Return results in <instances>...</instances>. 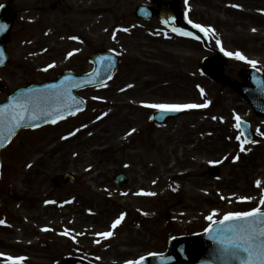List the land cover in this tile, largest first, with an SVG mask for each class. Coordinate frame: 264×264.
<instances>
[{
    "label": "rangeland",
    "instance_id": "374dc122",
    "mask_svg": "<svg viewBox=\"0 0 264 264\" xmlns=\"http://www.w3.org/2000/svg\"><path fill=\"white\" fill-rule=\"evenodd\" d=\"M8 1L0 0V5ZM140 1L16 0L22 13L9 36V61L0 70V103L28 82H42L67 69L90 70V56L98 50L116 49L121 63L105 87L79 92L88 102L82 113L22 130L4 150L3 249L22 243L32 249H59L62 263L65 256L78 254L102 264H121L168 251L172 236L203 230L213 212L217 219L259 206L264 195V117L254 115L234 95L217 103L215 85L198 74L201 57L208 52L177 51L175 46L182 42L170 36L167 27L135 16ZM205 1L192 0L193 18L209 22L226 51L243 48L241 54L264 69V29L256 28L264 20L263 0H217L211 8L204 6ZM31 15L38 22L27 21ZM119 28L129 31L117 32ZM49 64L54 67L41 70ZM247 65L241 61L236 69ZM195 83L204 89L203 97ZM186 101L216 104L197 117L172 119L163 127L154 125L151 109L142 106ZM236 110L253 119L262 133L244 146V152L235 138L240 131L232 124ZM100 116L103 119H97ZM188 123L203 128L202 148L194 154L187 153L194 148L182 143L194 134L184 129ZM77 128L81 131L71 136ZM132 129L136 131L128 135ZM236 156L239 159L233 162ZM212 163L221 166L219 177L207 175ZM122 170L130 175L128 185L114 182V175ZM65 173L75 176L72 186L62 181ZM55 177L61 179L60 186L52 183ZM141 191L156 195L134 194ZM242 198L248 202H241ZM122 213L124 225L111 229ZM44 227L52 231H41ZM64 229L69 235H60ZM105 231L113 235L107 239L99 235ZM12 238L17 241L11 242Z\"/></svg>",
    "mask_w": 264,
    "mask_h": 264
},
{
    "label": "snow or ice",
    "instance_id": "6c2138e0",
    "mask_svg": "<svg viewBox=\"0 0 264 264\" xmlns=\"http://www.w3.org/2000/svg\"><path fill=\"white\" fill-rule=\"evenodd\" d=\"M187 4V0H185ZM2 7V6H0ZM230 7H239L236 4L230 5ZM185 18L187 19V13H185ZM168 24L169 21H164ZM192 28L198 29L199 32L204 33L206 36L209 34L215 35V32L210 27H202L200 24L193 23L188 20ZM4 25H0V31L4 30ZM117 32H128V28L116 29ZM173 32L178 35L191 37L192 39H199L198 36L194 35L192 32L184 31L183 29L173 27ZM255 31V29H253ZM70 39H77L76 37H70ZM113 39H115V34H113ZM216 45L220 46L221 41L216 40ZM46 51V50H45ZM221 51L225 56L234 57L236 60L244 61L250 64L253 68L256 67V61L248 60L240 52H229L225 51L221 47ZM73 53H68V56H72ZM108 61L106 69H110L113 65V61L110 57H100V63ZM54 67L53 64H49L47 67L41 69L47 72L49 68ZM100 76V72L96 69L90 74V78L85 81V83L92 84L95 82L96 78ZM112 77L109 75L108 79ZM81 82L71 80L69 77H65L61 80L59 84H50L43 89H31L27 92H20L18 95L12 96L8 99L7 103H4L0 107V148L4 147L5 142L9 141L14 135L17 129L22 127H39V123H34L42 118L50 124H55L59 120H63L67 116L75 115L78 111H81L80 104L82 101L78 100L75 96L71 94L72 88H79ZM106 84L101 81L100 87H105ZM133 85L129 84L128 88H132ZM199 88V86H197ZM125 91V89H121ZM201 97L205 95L204 89L199 88ZM94 99H96L94 97ZM144 108L155 109L160 113H176L187 109H202L209 106V102L204 103H145L142 105ZM108 113L105 112L104 116ZM97 119H103V116L97 117ZM212 119H217V117H212ZM235 125L237 130L241 127V117L234 114ZM87 127V125H84ZM81 131L77 128L75 131L71 132V136H75L77 132ZM136 129H132L128 135L135 132ZM91 134V133H89ZM257 135H261L260 130H256ZM243 137V139H242ZM236 140L240 141V151H245V145L254 143L248 137L244 135L241 130L240 134L235 137ZM62 139L67 140L69 136H64ZM224 159H228L227 156ZM239 159L238 156L233 158V162ZM32 165L29 164L28 167ZM127 167V165H125ZM155 183V181H153ZM256 186L260 187L261 182L257 181ZM135 195H146L154 196L156 193L153 192H137ZM127 195V193H123ZM221 199L225 197L221 196ZM248 198H242L241 202L247 201ZM71 201H68L70 203ZM46 203H55V201H47ZM264 195L261 196L259 200V206L252 208L249 211H234L228 212L223 216L222 219L214 220L213 217L217 215L213 212L208 215L206 219L210 222V226L206 230L210 234V239H212L216 244L220 245L222 251L227 254L231 259L239 261V264H264ZM124 219V214L122 213L112 224L111 229H115ZM5 222L0 220V225ZM216 225L212 227L211 225ZM41 231L47 232L52 231V229L44 227ZM60 235H69V230L64 229ZM105 239L110 238L113 235L112 231H105L100 233ZM74 238V237H73ZM99 243V241H96ZM150 255H157L156 253H150ZM0 258H2L5 264H22L25 261L24 256L13 257L12 255H5L0 253ZM145 257L141 256L136 260H128L126 264H143Z\"/></svg>",
    "mask_w": 264,
    "mask_h": 264
},
{
    "label": "water",
    "instance_id": "95a60500",
    "mask_svg": "<svg viewBox=\"0 0 264 264\" xmlns=\"http://www.w3.org/2000/svg\"><path fill=\"white\" fill-rule=\"evenodd\" d=\"M165 1L168 4V10L166 11V13L167 14L174 13L178 15L180 0H165ZM137 13L140 16L145 17V18L151 16V14L148 11H144V10H139L137 11ZM0 15H1L0 25L5 26L4 30L0 31V66H2L7 61V55L5 51L6 36L12 26L13 18L15 16V12L13 8V1H11L9 4L4 5L2 7ZM104 57H108V56H104ZM107 63L108 61H105L103 64H101L100 68L102 69V74H100V76L97 77L95 82L92 84H95V83L100 84L101 81L107 80V78L105 77L107 74L111 75L114 72L115 70L114 65H112L110 69H106ZM208 63L209 62L206 63V66L208 65ZM63 75H61L57 79L58 82L55 81V82L45 83L37 87H32L31 89H43V88H46L50 84H59L61 80L65 79V77H69L71 80L81 82V86L79 88L92 85V84L85 83V81H87L90 78V76L84 77V76H78L74 74H71L73 76H70V75L63 76ZM79 88H72L71 94L75 96V92ZM262 88H263V91L261 92V96H259L260 93L257 96V92L255 91L248 93V97L252 101V103L255 102L256 99L261 98L260 101L258 102L259 104L255 106L258 113L260 114H264V87L262 86L259 87L260 90ZM31 89L20 90L15 95H18L20 92L30 91ZM77 99L82 101V103L80 104V108L82 109L84 107L83 100L79 98ZM34 123H39V125L41 126L48 122L42 118L41 120L34 122ZM25 127H28V126H25ZM18 130L19 129L16 130L14 135L17 133ZM9 141H6L5 145ZM2 149L3 147L0 148V156H1ZM65 179H67L69 184H72L74 181V179L70 175H65ZM115 180L117 182L122 181L120 176H117ZM194 252H196L197 255H193ZM144 263H149V264H239V261L233 260L227 254H225L222 251L221 246L216 244L212 239H210V234L207 233V234H204L199 237H195L190 240H176L171 245V251L169 254L164 255V256L147 257L145 258L143 264ZM68 264H90V263L85 262L83 260H71L68 262Z\"/></svg>",
    "mask_w": 264,
    "mask_h": 264
},
{
    "label": "flooded vegetation",
    "instance_id": "af4514ba",
    "mask_svg": "<svg viewBox=\"0 0 264 264\" xmlns=\"http://www.w3.org/2000/svg\"><path fill=\"white\" fill-rule=\"evenodd\" d=\"M207 1V0H206ZM204 3V6H206V8H211V3L214 4L217 0H209L208 2ZM158 10H160L163 7V3H156ZM40 10V9H38ZM183 12V11H182ZM22 11H20V7H19V13L17 16L16 21H18L20 19ZM160 15L157 14L154 19L159 21ZM181 18L183 20V22H185L187 24L189 18L187 16V19L185 18V16L183 17V15H181ZM38 17L36 15H31L29 16V19H27V21L33 23V22H38ZM200 23L205 24L206 22L203 20H200ZM207 27L211 28V24L209 22L206 23ZM261 28L264 29V20H261L258 24H256V28ZM191 32L198 36L199 39H193L195 42V44L192 43V41H188V40H183V39H189L187 37H181L180 40L182 43H177L178 45L175 46V49L177 51L182 52V50L185 51H190V50H197L198 48H203L204 49V40H206L204 33L199 32L198 29H192ZM262 33H264V31H262ZM11 40V38H10ZM202 40L203 43L200 44L199 41ZM187 41V42H186ZM191 43V44H190ZM198 44V45H197ZM196 46V47H194ZM208 51L210 54H207V57L209 56H215L217 55H221V52L214 48V47H209ZM206 57V55H202V59ZM227 60V59H226ZM228 63L226 64L223 72L225 74H227L228 76L232 77L233 79H235L237 82H239L241 85H247V81L245 80V76H244V70L242 69H236V61L235 60H227ZM263 73V70H260ZM208 80L211 81V83H213L217 89V91L219 93H221V96L219 97V101H223L222 99H225V101H228L230 99L229 95H234L236 99H240V97L238 96V93L229 89L228 87L224 86L223 84H221L220 82L214 81L210 78H207ZM229 94V95H228ZM224 102V101H223ZM178 103V102H177ZM183 104V103H181ZM235 106V105H234ZM193 115L195 117H197L198 113H195L194 111H188V115ZM179 119V118H177ZM175 119V120H177ZM171 120H168L166 122V124L164 126H166ZM157 126V125H156ZM157 127H163V126H157ZM184 129L188 132H192L194 133L193 135H191V137L189 139H187V141L185 139H183L182 143L185 146H189L194 148V150H188L187 153L189 154H194L196 153L200 148H202V144H203V140H201V136L203 133V128L200 126V124L198 123H188L184 126ZM190 149V148H188ZM119 172H126V171H119ZM128 174V179L129 182L126 184L128 185L130 183V175L128 172H126ZM61 185V182L58 183V186ZM125 185V184H123ZM124 225V224H123ZM5 226L4 225H0V230H5L4 229ZM4 239H0V242H2ZM11 242L17 241L15 239H10ZM15 247V249L9 248V247ZM7 247V249H3L0 246V253H3L5 255H12L13 257H18V256H24L26 259L25 261L22 262V264H62V259H61V255L59 253V249H32L29 248L27 245H23L22 243L20 244H12L10 243V246ZM70 258V257H69ZM67 258V259H69ZM66 259V260H67ZM0 264H5L4 260L2 258H0Z\"/></svg>",
    "mask_w": 264,
    "mask_h": 264
}]
</instances>
